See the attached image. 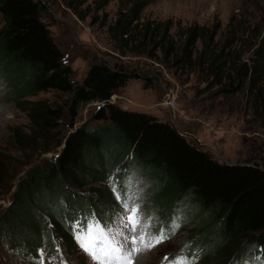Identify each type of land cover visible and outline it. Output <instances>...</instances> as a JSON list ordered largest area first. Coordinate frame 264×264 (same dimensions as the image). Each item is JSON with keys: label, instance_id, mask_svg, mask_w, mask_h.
Wrapping results in <instances>:
<instances>
[{"label": "trees", "instance_id": "16d2710c", "mask_svg": "<svg viewBox=\"0 0 264 264\" xmlns=\"http://www.w3.org/2000/svg\"><path fill=\"white\" fill-rule=\"evenodd\" d=\"M151 2L140 0L131 10V21L120 25L119 36L127 43L130 38L125 35L137 28L130 24ZM46 7L42 0H0V62L4 70L14 69L23 76L17 81L18 93L12 92L23 98L45 91L67 95L61 105L18 102L27 104L22 108L30 120L29 131L21 128L13 132L19 149L26 151L42 143L47 144L42 153L57 154L31 167L18 183L12 202L0 215V247L6 243L8 249L31 261L38 260L42 249L61 262L60 240L67 254L74 253L79 226L93 215L101 224L109 223L106 220L119 212L121 203L115 205V196H110L102 184L120 164L117 159L111 165L114 157L126 154L134 169L155 181L151 185L155 201L172 200L174 209L167 217L158 206L164 217L161 224L174 223L183 204L188 203L199 213L195 225L205 237L200 252H218L220 264L229 260L230 264H246L250 244L264 254V166L215 160L169 122L112 103V96L135 76L124 67L95 61L83 81L75 82L73 68L43 21ZM141 26L144 38L147 34L161 35L158 44H167L162 50L167 56L173 54L176 65H194L202 71H236L240 85L242 77L251 75V87L264 89V34L256 48L255 63L249 65L236 51H226V45L220 48L215 31L190 28L182 45L177 46L169 43L170 27ZM199 42L202 49L195 58ZM139 43L136 50L143 47ZM92 102L102 103L90 119L101 124L91 127L86 121L73 129L81 105ZM66 113L71 119L70 131L62 128ZM31 164L29 161L26 166ZM121 173L125 174L124 170ZM17 175L16 158L0 151V186L6 183L13 187ZM122 179L118 195L121 190L126 196ZM164 186L167 190L163 194ZM88 192L95 196L88 197ZM194 212L186 211L184 218ZM187 251L189 259L196 256L195 250ZM46 257V264H51Z\"/></svg>", "mask_w": 264, "mask_h": 264}, {"label": "rangeland", "instance_id": "374dc122", "mask_svg": "<svg viewBox=\"0 0 264 264\" xmlns=\"http://www.w3.org/2000/svg\"><path fill=\"white\" fill-rule=\"evenodd\" d=\"M42 1L47 6L43 21L63 51L66 62L73 68L75 82L83 81L95 61L124 67L135 73V76L112 96V103L169 122L215 160L264 166V89L251 87V75L242 77L240 85L236 71H202L194 65L178 66L173 61V54L167 56L162 50V45L167 44H158L161 35L147 34L144 38L141 31V23H149L152 27H170L169 43H177V46L182 45L185 33L190 28L215 31V41L220 48L226 45V51H236L243 61L253 65L257 45L264 34V0H152L141 12L140 18L130 24L131 28H137L129 36L125 35L130 38L128 43L119 36V27L131 21V10L140 0ZM138 43L143 45L141 50L135 49ZM201 49L199 42L195 58L199 57ZM22 77L20 71L4 70L0 62V151L16 158L18 172L13 187L6 186V183L3 185L5 187L0 186V215L8 209L14 191L26 172L57 154L54 151L42 153L44 147H47V144L42 143L26 151L19 149V144L12 139L13 132L21 128L29 131L30 120L22 108L27 104L18 102L47 101L61 105L67 98L66 94L57 91L16 97L14 93L20 90L17 81L21 82ZM101 104L92 102L81 105L73 129L86 121H89L91 127L101 124L100 121L90 120ZM70 123L71 119L66 113L62 119V128L65 131L72 130ZM117 159H120V164L116 172L110 173V178L102 187L104 190L109 189L107 191L110 196H115V205L121 204L119 212L112 219L105 220L109 223L118 222L124 200L129 205L135 202L140 206L137 235L143 233L145 240L143 243L137 241L136 246L142 251L135 256L136 264H172L178 256L187 257L185 264L189 261L191 264H220L218 252H200L205 237L195 225L199 213L194 212V206L184 203L174 223L168 226L161 224L164 217L159 207L167 217L174 209L172 200L159 201L157 198L155 201L151 193V185L155 181L134 169L131 158L126 154L116 155L111 165L113 162L116 164ZM29 161L32 164L26 166ZM122 170L125 174L121 173ZM122 177L125 179L126 196L120 190V197L125 199L117 200ZM112 186L118 191L114 193ZM166 190L164 186L162 193ZM90 194L93 193L85 195L89 197ZM108 208L113 209L111 206ZM186 211L194 213L186 219ZM79 212L80 209L76 211ZM167 227H172L174 234L162 243L155 244L153 235ZM57 243L61 262L45 254L42 249L38 260L24 259L4 243L0 247V264H46V255L51 264H94L82 250L78 239L77 249L72 254L66 253L60 240ZM191 249L195 250L196 256L193 259L188 256L187 250ZM245 258L246 264H264V254L251 244L248 245ZM225 264H230V260L225 261Z\"/></svg>", "mask_w": 264, "mask_h": 264}, {"label": "snow or ice", "instance_id": "6c2138e0", "mask_svg": "<svg viewBox=\"0 0 264 264\" xmlns=\"http://www.w3.org/2000/svg\"><path fill=\"white\" fill-rule=\"evenodd\" d=\"M112 190L114 193L118 191L115 186H112ZM116 199L120 200L121 197L117 195ZM139 207L135 202L129 205L124 200L118 222L101 224L93 215L89 221L78 227L77 238L80 246L94 264H136L135 256L142 251L136 246L137 241L143 243L145 240L143 233L137 235V225L140 223ZM173 234V228L170 227L167 231L159 230L152 238L158 245ZM153 246L155 245L148 247ZM185 261L187 257L178 256L173 259L172 264H185Z\"/></svg>", "mask_w": 264, "mask_h": 264}, {"label": "water", "instance_id": "95a60500", "mask_svg": "<svg viewBox=\"0 0 264 264\" xmlns=\"http://www.w3.org/2000/svg\"><path fill=\"white\" fill-rule=\"evenodd\" d=\"M180 132V131H179ZM181 133V132H180ZM182 134V133H181ZM231 164H233V163H231Z\"/></svg>", "mask_w": 264, "mask_h": 264}, {"label": "bare ground", "instance_id": "6f19581e", "mask_svg": "<svg viewBox=\"0 0 264 264\" xmlns=\"http://www.w3.org/2000/svg\"><path fill=\"white\" fill-rule=\"evenodd\" d=\"M0 116H2V115H0ZM1 119V118H0Z\"/></svg>", "mask_w": 264, "mask_h": 264}]
</instances>
